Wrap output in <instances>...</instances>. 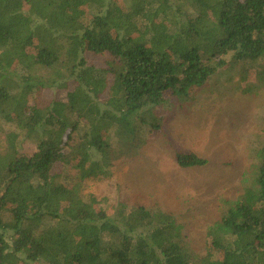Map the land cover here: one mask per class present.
<instances>
[{
	"label": "trees",
	"instance_id": "trees-1",
	"mask_svg": "<svg viewBox=\"0 0 264 264\" xmlns=\"http://www.w3.org/2000/svg\"><path fill=\"white\" fill-rule=\"evenodd\" d=\"M228 55L264 58V0H0V122L15 128L0 154V264H195L172 213L110 215L81 185L137 156L163 132L158 110L191 98ZM56 89L65 96L45 98ZM255 156L198 264H264V147Z\"/></svg>",
	"mask_w": 264,
	"mask_h": 264
},
{
	"label": "rangeland",
	"instance_id": "rangeland-1",
	"mask_svg": "<svg viewBox=\"0 0 264 264\" xmlns=\"http://www.w3.org/2000/svg\"><path fill=\"white\" fill-rule=\"evenodd\" d=\"M127 2L115 0L117 6ZM87 55L94 64L104 60ZM226 61L191 98L172 99L158 110L165 119L163 132L153 133L137 156L115 161L108 178L81 185L110 215L139 204L158 205L172 213L195 264L210 253L208 228L220 219L228 202L241 196L245 174L256 163L255 152L264 147V58L243 62L228 55ZM65 94L64 89L49 90L45 98ZM14 130L10 123L0 122V154ZM36 146L34 138L25 139L18 149L31 155ZM175 151L195 152L208 163L180 167ZM60 172L66 175L77 170L64 166Z\"/></svg>",
	"mask_w": 264,
	"mask_h": 264
}]
</instances>
